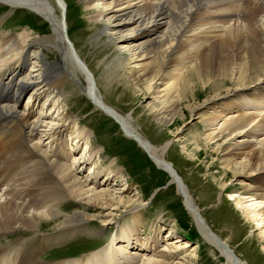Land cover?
Segmentation results:
<instances>
[{
    "label": "bare ground",
    "instance_id": "obj_1",
    "mask_svg": "<svg viewBox=\"0 0 264 264\" xmlns=\"http://www.w3.org/2000/svg\"><path fill=\"white\" fill-rule=\"evenodd\" d=\"M57 1L56 6L62 10L65 6L64 0ZM82 1L93 13L91 20L94 24L102 25V33L106 35L108 43L116 46L119 53L127 55L125 59L132 65L129 72L136 83L134 86L148 82L146 89L150 94L144 97V108L157 125H171L178 120L187 119L188 112L193 114L194 119L199 120L205 128L202 133L205 145L209 147L215 142L211 148L212 152H223L219 158L223 175L228 172L238 178L247 175V180H241L239 188L229 196L248 220L254 219L260 228L259 233L264 237V0H254L253 3L245 1L248 4L243 7L244 10L233 16H220V13L206 21L197 18L196 31H189V25L196 20V11L202 5L212 3V6L208 5L206 8L224 7L232 3L235 5L240 0ZM6 4L10 8L27 9L39 15L48 23L51 37L36 38L22 45L16 36H0V194L3 192V195H0V235L19 228L29 230L33 234L31 246L38 240L37 246L30 248L26 242L17 246H0V264H47L39 258L40 251L62 236L59 231L51 236V233L46 236L37 232H41L40 224L43 220L55 219L61 213L59 204L63 195H67L81 206L94 209L97 214L91 215L84 209L77 210L72 215H64V221L61 223V220L54 229L80 225L77 228L80 230L85 227L84 222L100 220L102 214L112 221L113 217L119 216L121 209L132 208L133 204L137 203L135 196L127 197L126 193L121 194L128 192L130 188L120 168L113 169L111 162L107 173L99 172L95 164V155L99 150L92 149L87 154L83 151L78 157L79 153L76 152L79 147L73 148L66 136L61 137L66 131L75 136L74 141L79 138L87 142L90 135L85 127L75 131L72 125L63 124L61 128L64 130H58L51 126L52 121L47 123L48 115L44 110L38 112L32 108L40 104V99L48 94H55V97L62 95L61 88L66 82L74 84L97 110L113 119L120 126L123 135L134 141L159 169L169 175V181L177 186L179 195L200 233L220 252L226 261L225 264H245L230 248L235 256L233 257L222 244L224 241L211 232L187 186L178 176L173 164L165 158L169 141L159 147L152 145L133 128L130 115L124 117L103 102L88 65L80 57L71 40L69 41L75 54L67 43L63 42L61 15L56 13L51 1L12 0ZM98 4L102 7L95 10L94 7ZM235 16L238 20L231 26L224 25L231 20L228 18ZM218 17L220 21H213ZM63 21L66 26L65 16ZM187 32H191L187 38L190 44H186L182 49L178 48L180 40L186 37ZM205 40L212 43L203 47L202 41ZM194 41L200 43H195L198 47L193 52ZM30 46L38 50L43 47L55 51L56 60L52 64L46 61L35 62L31 65V71L25 74L24 70L32 60ZM11 52H16L15 56L11 60H5ZM173 55L175 59L170 60L169 57ZM76 71L85 78L86 85L81 84ZM192 78L197 81H191ZM196 82L203 89L211 85V82L214 85L222 83L225 93L220 96L213 95V98L199 104L195 89H191V100L187 101L185 98L187 102L180 103L182 97L178 90L181 83L183 86L187 84L192 87ZM227 82L229 85H225ZM28 88L32 91L28 98L32 106L29 103L22 106L21 99ZM44 105L42 108H45ZM10 115L15 116L21 123V139H16L11 133V137H7L9 126L6 128L4 122ZM45 122L50 125L48 131L45 130ZM43 134L48 137L56 135L59 140L58 149H43L40 144L41 137H36ZM229 136L228 140L232 137L235 140L233 144L228 143L224 149L222 145L217 144L221 138ZM175 137L184 143L179 133ZM238 138L239 140H236ZM195 144L193 151L184 145V152L195 155L198 143ZM55 156L60 157V160ZM72 159L73 163L70 162ZM87 165H90L88 172H92V175L87 173L86 177H78L76 170L83 171ZM96 170L98 172L95 173ZM175 175L180 182L178 180V183H175ZM258 176H261V179H258ZM118 180L125 182L124 186L127 188H123V191L117 192L108 186V182ZM254 180L257 181L256 186ZM226 186L227 184L224 189L227 191ZM241 197L243 198L240 199ZM136 205L128 211L133 216V221L123 225L116 236L108 241L110 243L102 246L104 248L93 251L82 260H69L61 264H191L192 259L179 262L173 260L172 251L178 247L174 242L171 244L169 238H164L167 242L161 251L157 250L156 246L163 240H160L157 234L150 239L141 238V206ZM156 231H159V228ZM173 232V228L169 229L167 237ZM57 235L59 237H56Z\"/></svg>",
    "mask_w": 264,
    "mask_h": 264
},
{
    "label": "rangeland",
    "instance_id": "obj_2",
    "mask_svg": "<svg viewBox=\"0 0 264 264\" xmlns=\"http://www.w3.org/2000/svg\"><path fill=\"white\" fill-rule=\"evenodd\" d=\"M50 1L55 6V11L58 14L60 11L58 6L55 5L54 0ZM245 1L253 3L254 0H240L236 2L238 5L232 3L233 5L230 4L224 7L213 6L210 7L211 9L206 7L208 5L212 6V3L202 5L196 11V15L194 16L196 20L191 22V26L189 25V31L197 30V18L206 21L217 14L220 15V13V16H233L238 11L241 12L244 10L243 7L248 4ZM64 4L67 35L80 57L92 72L98 95L103 99V102L124 117L130 115L133 128L152 145L159 147L169 141L165 158L173 164L178 176L187 186L190 195L200 208L202 216L206 220L211 232L229 245V248L245 264H264V237L259 233V226L253 221L254 219L248 220L245 214L242 213L241 208L236 206L229 196L231 192L239 188L241 180H247V175L241 178L233 177L232 172L223 175V172L220 171L221 160H219L223 152L219 154L212 152L213 149L211 148H213L215 142L211 143L209 147L205 145L204 137H202L205 128L199 120L194 119L195 116L193 114L188 112L187 119L178 120L171 125H157L158 123L154 121L149 112L144 108V97L150 94L146 89L148 82L146 81L144 85L134 86L136 83L132 79V73L129 72V68L132 65L128 64L127 59H125L127 55L119 53L116 46L108 43L109 40L102 33V25L94 24L91 20L93 13L86 8L82 0H64ZM100 5H96L94 9L101 8L102 6ZM229 19L231 20L226 24H222L231 26L233 22L238 20L236 16ZM232 19L235 20L233 21ZM214 20L220 21L219 17L217 19L214 18ZM189 33L191 35V32H187L186 37L180 40L178 48L182 49L186 44H190V42H187V38L190 36ZM0 36H16L20 44L23 45L32 42L36 38L51 37V29L48 23L39 15L27 9L10 8L9 5L0 3ZM197 42L200 43L199 41ZM197 42L194 41L192 43V47L194 46L193 48L195 49L193 50L192 48L193 52L197 50ZM202 42L204 43L203 47L212 43L208 40ZM30 48L29 53L32 60L27 64L24 70L25 74L31 71V65L35 62L46 61L52 64L56 60L57 54L55 51H49L43 47L39 48V50L32 46ZM15 53L11 52L8 54L5 60H11L15 56ZM39 56H42L43 59ZM169 58L173 60L175 59V55ZM158 65L160 66V64ZM76 72L81 84L86 85L85 78L78 71ZM190 80L195 81L196 79L192 78ZM213 82L204 89L197 82L195 83L196 88H192L195 87L194 85L189 87L187 84L183 86L181 83V88L178 90V94L182 97L180 103L185 104L188 99L191 100V89H195L196 100L199 104L206 102L211 97L213 98V95L220 96L225 93L222 83L214 85L212 84ZM225 85H229V83L227 82ZM214 87L216 88L214 89ZM28 89L25 91L24 96H22L20 103L22 106L29 103V93H32V91ZM61 92L63 94L58 97H55V94H48L47 97H42L39 102L40 104H36L34 107L29 104L35 111L42 112L44 110L43 112L48 115L47 123L52 121L53 123L50 122L52 123L51 126L58 128V130L62 129L61 126L63 124L72 125L75 131L85 127L90 135L87 142L79 138L74 141L75 136H71L66 131L61 137L64 138L66 136L65 138H67L73 148L79 147V150L76 152V154L79 153L78 157L83 151V153L87 154L92 149L99 150L100 152L95 155V164L99 172L107 173L111 162H113V165H111L113 169L120 168L122 170V176L127 180L125 182H127L130 190L128 192H121V194L126 193L127 197L135 196L137 198L136 204L141 206L139 209L140 221L142 222L139 226L142 233L141 238L148 237L150 239L157 234L160 237L159 239L163 240L160 245L158 244L159 246H156V249L159 251L163 250L164 243L167 242L164 241V238H169L171 244L174 242L176 247H178L172 251L175 262L192 259L191 264H225L226 261L220 252L200 233L198 226L186 208L183 198L179 195L177 186L169 181V175L159 169L134 141L125 137L120 126L103 112L97 110L92 102L74 84L66 82L61 88ZM185 98L187 101H185ZM43 105L45 108H42ZM47 123L45 122L44 124H46L45 127L47 126L45 130L48 131L50 125L48 126ZM178 133L180 134V138L184 140V143L176 139L175 136ZM36 137H41L40 140L42 141L40 144L43 146V149L54 148L59 144V140H56L52 142L53 145L49 146L50 143L48 141L51 138L47 139L48 136L46 134ZM229 138L230 136L221 138V141L217 144L222 145L224 149L228 143L233 144L235 142L233 137L231 140H228ZM236 140H239V138ZM195 143H198L197 151L194 152L195 155H191V153L186 151L184 152V145L193 151L196 147ZM55 157L60 160V157ZM70 162L73 163V159ZM89 167L90 165H87L83 171L75 169L78 172V177H86L87 173L92 175V172H88ZM102 177L99 179L101 180ZM260 177L258 176L257 178L261 179ZM125 182H121V180H118V182L112 181L108 182V186L119 192V190L127 188L124 186ZM253 183L256 186L257 181L255 182L254 180ZM226 184V187H228L227 191L224 189ZM0 195H3V192ZM62 198L59 204L61 213L55 219L43 220L40 224V231H55L54 228L59 225L61 220L62 223L67 215H72L77 210L84 209L87 212L89 211L88 213L91 215L97 214L94 209L81 206L68 198L67 195H63ZM136 204H133V207L137 206ZM132 208L121 209L119 216L113 217L112 221L111 218L108 220L104 214H102L103 217L100 220L92 219L86 221L84 222L85 227L72 231H78L76 234L64 236L62 242H69L68 244L75 245L71 251L83 254L81 257L85 256L87 249L90 250L91 248L105 244L108 241L107 239L111 237V234L116 231L110 239L111 241L116 236L115 234L120 231V228H123V225L126 226V224L133 221V216L128 213ZM63 227H60V229ZM66 228H63L64 231ZM158 228L159 231H156ZM171 228H173L174 232L171 236L167 237L168 230ZM58 231L60 232V230ZM43 235L49 236L47 234ZM26 236L28 237V233ZM32 236L33 234L30 236V239ZM56 237L59 236L57 235ZM22 242L24 243L26 240ZM37 244L38 240H35L31 247L37 246ZM54 246L58 245L55 244ZM68 251V249L52 251L49 256L50 258L47 257L46 260L48 262H61L62 258L66 256H55L67 254L69 253ZM42 257L44 258V256Z\"/></svg>",
    "mask_w": 264,
    "mask_h": 264
},
{
    "label": "water",
    "instance_id": "obj_3",
    "mask_svg": "<svg viewBox=\"0 0 264 264\" xmlns=\"http://www.w3.org/2000/svg\"><path fill=\"white\" fill-rule=\"evenodd\" d=\"M60 22H61V25H62V27L60 28L62 30V32H61V38L63 39V42L64 43H67V46L71 49L72 53L75 54V51L73 50V47H72L70 41L68 40L67 35H66V32H65V26H64L63 16H61ZM175 177H176V182L175 183H178L177 181L179 180V178L176 175H175ZM179 182H180V180H179ZM217 239L219 240V238H217ZM219 241H221V240H219ZM222 244L224 245V247L227 250H229L231 252V254L233 255V257H235L234 254H233V252H232V250L229 248V246L227 244H225L224 242Z\"/></svg>",
    "mask_w": 264,
    "mask_h": 264
}]
</instances>
